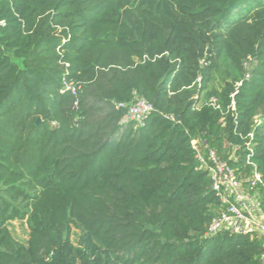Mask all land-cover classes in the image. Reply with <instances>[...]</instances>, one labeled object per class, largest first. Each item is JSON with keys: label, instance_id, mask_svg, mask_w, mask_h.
I'll use <instances>...</instances> for the list:
<instances>
[{"label": "trees", "instance_id": "obj_1", "mask_svg": "<svg viewBox=\"0 0 264 264\" xmlns=\"http://www.w3.org/2000/svg\"><path fill=\"white\" fill-rule=\"evenodd\" d=\"M0 20V264H264L257 232L209 234L225 206L194 148L260 175L264 213V0H0Z\"/></svg>", "mask_w": 264, "mask_h": 264}, {"label": "built area", "instance_id": "obj_2", "mask_svg": "<svg viewBox=\"0 0 264 264\" xmlns=\"http://www.w3.org/2000/svg\"><path fill=\"white\" fill-rule=\"evenodd\" d=\"M4 26L6 22L0 20V27ZM77 90L73 81H67L61 92L70 91L73 95H77ZM152 112L153 106L149 102L138 100L128 106L126 119L141 124ZM194 148L201 165L209 170L213 190L225 206L221 215L212 220L209 234L216 235L226 230L233 233L257 232L264 238V216L261 211H258L261 194L257 187L262 183L261 176L255 175L250 180L249 189H245L235 170L223 161L216 151L209 150L206 154L196 143H194Z\"/></svg>", "mask_w": 264, "mask_h": 264}, {"label": "rangeland", "instance_id": "obj_3", "mask_svg": "<svg viewBox=\"0 0 264 264\" xmlns=\"http://www.w3.org/2000/svg\"><path fill=\"white\" fill-rule=\"evenodd\" d=\"M262 120H263L262 118H258L256 120V122L261 123ZM250 204H252V202H250ZM13 224H14V227L16 229L17 235L25 239L27 237V233L29 231L26 223L17 221V222H14ZM74 240H75V242H77V239L75 236H74Z\"/></svg>", "mask_w": 264, "mask_h": 264}, {"label": "crops", "instance_id": "obj_4", "mask_svg": "<svg viewBox=\"0 0 264 264\" xmlns=\"http://www.w3.org/2000/svg\"><path fill=\"white\" fill-rule=\"evenodd\" d=\"M259 206H260V203H259ZM258 211H261V212H262V216H264V213H263V211L261 210V207H260V210H258Z\"/></svg>", "mask_w": 264, "mask_h": 264}, {"label": "water", "instance_id": "obj_5", "mask_svg": "<svg viewBox=\"0 0 264 264\" xmlns=\"http://www.w3.org/2000/svg\"><path fill=\"white\" fill-rule=\"evenodd\" d=\"M37 124H41V120L40 119L37 120Z\"/></svg>", "mask_w": 264, "mask_h": 264}]
</instances>
